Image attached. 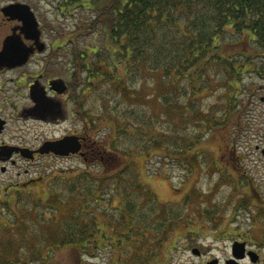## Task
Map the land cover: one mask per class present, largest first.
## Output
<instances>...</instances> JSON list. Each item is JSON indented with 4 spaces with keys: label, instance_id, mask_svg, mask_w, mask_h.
Masks as SVG:
<instances>
[{
    "label": "trees",
    "instance_id": "16d2710c",
    "mask_svg": "<svg viewBox=\"0 0 264 264\" xmlns=\"http://www.w3.org/2000/svg\"><path fill=\"white\" fill-rule=\"evenodd\" d=\"M67 1L64 8L69 11L82 7L94 12L81 26L83 43L72 38L71 45L79 56L76 68L82 87L88 86L82 90L83 99L88 92H98L103 103L96 117L82 101L83 115L90 125L92 122L89 133L95 126L104 129L93 138L95 144L87 152V161H96L100 172L94 175L89 168L77 170L64 182L68 184L66 195L53 194L47 199L44 208L51 214L46 218L56 227L49 230L47 238L43 236L46 252L39 246L35 257H21L23 243L19 250L11 245L0 256V264H59L54 258L59 249L71 247L84 256L102 246L104 239L114 240L115 249H120L115 250L118 260L128 264L141 255L134 257V246L156 240L164 252L166 243L171 246L177 241L176 231L186 236L202 229L200 223L189 226L182 222V214L168 205L154 208L153 216L139 209L140 199L151 195L137 182L141 176L135 173L131 178L136 157L143 155L148 162L158 156L164 165L180 157L195 172L205 165L211 167L200 145L203 136L222 132L232 122L234 128L223 132L225 142L235 145L244 116L238 96L240 78L247 70L264 76V61L259 64L255 60L264 58V0ZM228 36H236L242 43L228 42ZM146 74L157 80L156 89L161 93L157 100L163 103L160 116L169 119L170 128L159 127L157 118L138 108L142 92L136 79ZM213 84L224 89L221 113L199 106L214 89ZM178 94L184 96L177 98ZM111 100L114 106H108ZM188 123L192 124L189 133H182ZM144 189L145 195L138 192ZM191 196L188 193L183 200L184 208ZM95 235L99 240H88Z\"/></svg>",
    "mask_w": 264,
    "mask_h": 264
},
{
    "label": "rangeland",
    "instance_id": "374dc122",
    "mask_svg": "<svg viewBox=\"0 0 264 264\" xmlns=\"http://www.w3.org/2000/svg\"><path fill=\"white\" fill-rule=\"evenodd\" d=\"M59 3L60 0H44V8L49 10L50 23L54 24L59 32L66 33L67 43H69V39L73 38L81 45L84 40L81 26L93 18V10L82 7H78L76 10L70 8V11L66 8L59 9ZM88 40L90 41V39ZM226 40L242 43L236 36H228ZM255 60L262 64L264 58L256 57ZM86 75H83V80ZM143 77L140 79L137 76L136 79H139L140 86L138 85V88L142 92V99L139 101L141 106L138 108L143 111L147 110V115L157 118L159 121L156 120V122L159 127L170 128L169 119L160 116L163 114V103L161 100H157L158 97H161V93L155 85L157 80L148 74ZM130 80L133 79L130 78ZM130 80L129 82H131ZM215 84H213L214 89L210 94H205L199 106L204 109L212 108L221 113L225 103V98L222 96L224 89L222 86L218 87L219 84H217L218 86ZM85 87L88 86L85 85L82 90ZM239 88L241 89L238 95L240 108L244 114L240 118L242 126L237 132L239 140L235 145L225 142L226 137L223 130L225 131L227 127L230 130L234 128L232 122H229L222 132L218 131L211 137L204 135L202 138L200 145L202 150L207 153V162L211 167L204 164L205 168L195 172L189 167V163L180 157L168 160L170 162L164 160L167 165L159 162L158 156H152L148 162L143 155L136 157V170L131 174V178L135 173L141 176L138 177L137 182L144 184L149 189L146 193L147 196L151 195L140 199L139 209L153 216L155 215L154 208L168 205L174 212L182 214V222L185 224L190 226L200 223L202 227L200 230L197 229L196 233H194L195 231L188 232L186 236H183L185 233L180 230L176 231L177 241L171 245L172 247L167 246L166 243L163 247L164 252L158 247L156 240L148 241L144 246H134V257L141 254L140 256H144L143 263L148 261V257H161L160 261L166 262V264H195L199 257L192 251V248L204 249L205 257L210 254L224 256L231 244L234 245V249L235 244L246 247V242L239 240L241 237L250 241V244L256 243V246L252 244L253 247H260L264 253V153L262 151L264 149V76L247 70L240 78ZM97 95L98 92L94 95L88 92V96H84V99L82 95V101H86V109L89 111L91 108L96 117L99 114V109L103 108V103ZM183 96L178 94L177 98ZM107 104L108 106L115 105L114 100ZM226 109L229 110L227 105ZM75 118V115H70L64 126L56 128L59 132L68 130ZM190 126H192L191 123L183 125L182 133H189ZM178 128L180 129L179 126ZM101 131L104 129L100 130L97 126V131L93 133L94 137ZM45 132L46 130H43V133ZM53 132L54 129L50 127L49 134ZM76 140L80 144V140L78 138ZM211 154L214 156L209 158ZM111 160L112 158L108 159L106 163ZM98 166L96 161H84L79 158L56 163L52 166L56 172L48 173L49 176L45 180L47 185L43 183L39 189L48 188L51 194L64 193L66 195L68 184L64 182L68 177H70L69 180L72 179L71 176L76 175L77 170L84 168H89L91 172H95L93 173L95 175L100 172ZM41 168L46 169V166L43 165ZM138 192L145 195L144 192L147 190H138ZM80 193L78 191V194ZM188 193L192 195V199L188 208H184L186 206H184L183 200ZM136 200L139 201V199ZM155 202L160 205L157 206ZM14 203L13 208H7L4 204L0 206V256L7 247L9 250L12 245L17 246L18 249L21 243H23L24 249L21 257H35V248L42 247L43 252H46L47 246L44 244L47 242L43 239L47 238L49 230L56 227L55 222L46 218V215L51 214L50 211L44 208L46 205L35 204V199H31L26 193L21 194ZM109 207L111 211H116L113 207ZM21 230L25 234L24 237H22L23 234L21 235ZM113 241V239H104L102 246H99L93 253L85 252L84 256L75 252L71 247L63 250L64 252L59 249L54 258L59 264H121L118 260L119 253L115 252L120 249H115ZM104 243L107 245L104 246ZM111 256H113V261L109 262ZM19 257L20 253L16 258ZM216 262L217 260L212 263Z\"/></svg>",
    "mask_w": 264,
    "mask_h": 264
},
{
    "label": "flooded vegetation",
    "instance_id": "af4514ba",
    "mask_svg": "<svg viewBox=\"0 0 264 264\" xmlns=\"http://www.w3.org/2000/svg\"><path fill=\"white\" fill-rule=\"evenodd\" d=\"M43 3L0 0V206L7 208H13L23 193L35 199V204L48 205L47 199L53 194L39 187L47 185L48 173L56 172L52 166L67 159L87 161V152L95 144L97 127L89 133L92 122L90 125L83 115L76 47L71 45L73 39L67 43L66 33L50 23L49 10ZM60 3L59 9H65ZM70 115L76 116L70 128L59 132L56 127L64 126ZM50 127L54 129L52 134ZM67 136L80 140L79 152L56 151L57 143ZM43 165L46 169L41 168ZM239 240L246 242L241 256L236 255L232 244L224 256L205 257L204 249L192 248L199 257L195 264H264L262 249L253 247L256 243L252 245L242 237ZM143 257L128 264H166L161 257L143 263Z\"/></svg>",
    "mask_w": 264,
    "mask_h": 264
},
{
    "label": "water",
    "instance_id": "95a60500",
    "mask_svg": "<svg viewBox=\"0 0 264 264\" xmlns=\"http://www.w3.org/2000/svg\"><path fill=\"white\" fill-rule=\"evenodd\" d=\"M81 149V143L79 144L76 140L75 136H67L66 138L60 140L57 143V152H60L62 154H70V153H77ZM264 153V149L262 150ZM243 250V246L241 244H235V253L237 256L240 255V251Z\"/></svg>",
    "mask_w": 264,
    "mask_h": 264
}]
</instances>
